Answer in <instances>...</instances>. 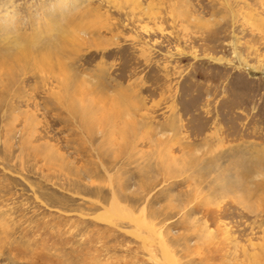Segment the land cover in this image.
Instances as JSON below:
<instances>
[{"label":"rangeland","instance_id":"1","mask_svg":"<svg viewBox=\"0 0 264 264\" xmlns=\"http://www.w3.org/2000/svg\"><path fill=\"white\" fill-rule=\"evenodd\" d=\"M0 264H264V0H0Z\"/></svg>","mask_w":264,"mask_h":264},{"label":"bare ground","instance_id":"2","mask_svg":"<svg viewBox=\"0 0 264 264\" xmlns=\"http://www.w3.org/2000/svg\"><path fill=\"white\" fill-rule=\"evenodd\" d=\"M67 36V35H66ZM46 47H49V46H46ZM60 64V63H59ZM62 65L60 64L59 66H58V68H60Z\"/></svg>","mask_w":264,"mask_h":264}]
</instances>
